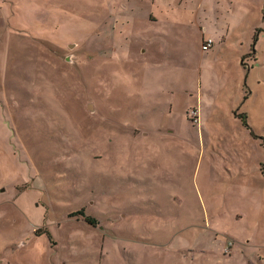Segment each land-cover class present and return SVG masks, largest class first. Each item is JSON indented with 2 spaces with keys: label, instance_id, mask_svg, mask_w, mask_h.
<instances>
[{
  "label": "rangeland",
  "instance_id": "1",
  "mask_svg": "<svg viewBox=\"0 0 264 264\" xmlns=\"http://www.w3.org/2000/svg\"><path fill=\"white\" fill-rule=\"evenodd\" d=\"M260 22L251 0H0V264H264Z\"/></svg>",
  "mask_w": 264,
  "mask_h": 264
},
{
  "label": "crops",
  "instance_id": "2",
  "mask_svg": "<svg viewBox=\"0 0 264 264\" xmlns=\"http://www.w3.org/2000/svg\"><path fill=\"white\" fill-rule=\"evenodd\" d=\"M252 2H254L256 4V7L259 11V17L261 18V22L260 24H264V19H263V11H264V0H251ZM228 30V29H226ZM262 36H264V28H259L258 29V32H257V39L256 41L254 42L253 41V34H252V43L250 45V49L247 53L243 54L242 55V58L243 56H251L252 58H255V62L254 64H252L251 62L247 63L245 65H248L247 67H243L241 65V58H240V65H241V71H243V81L241 82L242 83V88L244 89L243 91V97L245 98L246 96H249L251 93H250V88L249 87H253V85H258V86H261L263 87L262 89H264V50L261 49L260 50V55H262V59L261 61H259V59L257 58V55H258V51H255L254 50V46L256 45V43L258 42L257 40H259V38H261ZM206 38H211L213 40V37L212 36H207ZM206 38H203L202 41ZM214 41V40H213ZM202 43V42H201ZM214 43V42H213ZM213 45V44H212ZM211 45V46H212ZM259 65L258 68H255ZM256 71V73H255ZM245 80H246V83H245ZM248 83V85H247ZM237 85L239 86V83H237ZM240 87V86H239ZM244 99L242 98V101ZM238 108V109H237ZM196 109V108H195ZM234 109H237L239 110V107H235ZM231 108V110H234ZM198 110V109H197ZM262 176H264V173H262Z\"/></svg>",
  "mask_w": 264,
  "mask_h": 264
},
{
  "label": "trees",
  "instance_id": "3",
  "mask_svg": "<svg viewBox=\"0 0 264 264\" xmlns=\"http://www.w3.org/2000/svg\"><path fill=\"white\" fill-rule=\"evenodd\" d=\"M263 19H264V11H263ZM257 32H258V29H256L255 31H254V34H253V41L255 42L256 41V39H257ZM205 40V39H204ZM212 44H213V40H212ZM238 118L244 123V125L245 126H247V123H246V114H241V115H239L238 116ZM252 133V132H251ZM261 140H262V142L264 143V138H261ZM72 215H82L83 216V218H84V220L88 223V224H91V225H94V224H96V220L95 219H93V218H90L89 216H86V215H84V213H83V211L82 210H80V211H78V212H74V213H72ZM39 231V230H38Z\"/></svg>",
  "mask_w": 264,
  "mask_h": 264
},
{
  "label": "built area",
  "instance_id": "4",
  "mask_svg": "<svg viewBox=\"0 0 264 264\" xmlns=\"http://www.w3.org/2000/svg\"><path fill=\"white\" fill-rule=\"evenodd\" d=\"M211 45H212V39L211 38H207V39L203 40V42L201 43V49L202 50H207L208 48L211 47Z\"/></svg>",
  "mask_w": 264,
  "mask_h": 264
},
{
  "label": "water",
  "instance_id": "5",
  "mask_svg": "<svg viewBox=\"0 0 264 264\" xmlns=\"http://www.w3.org/2000/svg\"><path fill=\"white\" fill-rule=\"evenodd\" d=\"M248 65H245V67H247Z\"/></svg>",
  "mask_w": 264,
  "mask_h": 264
}]
</instances>
